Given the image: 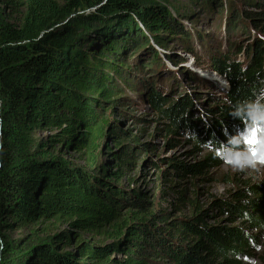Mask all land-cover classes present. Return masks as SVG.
<instances>
[{
  "label": "trees",
  "instance_id": "obj_1",
  "mask_svg": "<svg viewBox=\"0 0 264 264\" xmlns=\"http://www.w3.org/2000/svg\"><path fill=\"white\" fill-rule=\"evenodd\" d=\"M102 1L0 0V264H264V207L252 199L261 189L248 184L232 201L218 200L211 207L232 221L248 222L245 235L239 228L210 226L209 211L171 221L164 211L149 209L146 196L109 179L122 180V171L134 165L127 161L131 148H148L136 137L109 148L118 135L103 109L112 103L114 113L115 83L129 84L124 74H131L127 64L111 59L152 44L165 48L169 40L188 41L183 13L198 4L221 5V0H189V9L176 0H106L96 11L83 13ZM263 17H250L255 28ZM186 50L197 57L192 48ZM244 67L247 71L241 72ZM212 70L230 88L226 104L218 106L221 118L209 117L208 124L193 118L194 106L186 97L177 103L155 87L145 97L170 122L171 133L191 129L200 142L214 141V147L245 127L229 111L252 98L257 73L264 76V40L238 46L235 58H213ZM83 151L88 167L66 160L69 153ZM101 158H113L114 166L107 160L99 164ZM170 165L183 180L220 163L212 155L193 166ZM178 187L170 189L177 192ZM186 191L178 192L179 201L187 200ZM58 216L70 218L69 229L44 239L34 230L20 240L10 236Z\"/></svg>",
  "mask_w": 264,
  "mask_h": 264
},
{
  "label": "rangeland",
  "instance_id": "obj_2",
  "mask_svg": "<svg viewBox=\"0 0 264 264\" xmlns=\"http://www.w3.org/2000/svg\"><path fill=\"white\" fill-rule=\"evenodd\" d=\"M176 1L182 8L189 9L191 5L189 0ZM252 2L257 6H249L244 0H221V5L214 2L208 5L198 4V7H192V13L191 10L187 12L182 10L185 12H182L184 17L181 23L189 32L188 41L169 40L165 48L152 44L150 48H142L135 52L133 49L128 55L123 54L124 59H111L112 63L118 65L121 62L127 64L131 74L130 76L124 74V80L129 82L127 85L119 80L117 83L114 82L116 86L114 92L119 95L114 113L110 110L112 103L105 105L103 109L102 114L106 119L116 124L115 130L118 135L116 139L109 140V148L116 150L117 142L130 144L131 140L127 139L129 137H136L139 145H147L148 148L145 150L140 147L131 148L132 153L127 161L134 165L122 171L125 174L122 180L118 181L115 176L109 179L121 189L135 190L146 196L143 202L148 204V208L164 211L170 216L171 221L192 218L196 212L209 211L212 215L209 217L210 226L235 227L249 234L248 222L232 221L230 216L220 215L219 210L211 208L218 200L232 201L233 194L244 191L248 184L257 187L258 190L261 189V194L253 196L252 199L258 200L264 207V170L238 172L217 158L220 163L217 168L210 166L204 169L202 176H189L180 180L170 163L185 166L202 163L213 155L210 150L213 146L209 143L208 148L201 147L209 141L200 142L198 134L197 139L193 141L184 138L185 131H178V135L171 133L170 122L161 118V114L153 109L145 97L147 92L155 87L172 96L173 101L177 103L183 97L189 99L194 106L192 116L195 120H203L205 123L204 119L212 116L214 119L221 118L218 106L226 104L229 87L224 86L223 82L226 80L212 70V61L215 57L235 58L238 46L252 44L257 38L264 40L262 33L264 21L258 24L259 28H255L252 23L257 19V15H264V0ZM192 17L195 18V23H191ZM148 39L151 42V38ZM188 47L195 51L196 59L187 53ZM153 50L159 55L157 60L153 57ZM237 58L244 60V57ZM201 72L204 75H201ZM213 72L216 79H212L215 75ZM231 134L234 136L237 132L232 131ZM120 138L124 141H120ZM228 138H225L224 143ZM172 140L174 141L171 143ZM220 142H223L221 138L218 142V152L222 148ZM97 154L99 155V152ZM66 160L81 168L89 165V155L86 151L71 152L66 156ZM106 160L112 162L111 167L114 166V162L111 161L113 158L103 160L101 158L99 164ZM118 170L112 169L113 174ZM162 173L167 175L166 179L162 178ZM177 186H180L177 192L170 189ZM183 190H187L183 193L187 200L179 201L178 192ZM69 222L70 218L58 216L51 222H42L33 228L15 231L10 236L20 240L28 237L34 230L38 232L39 238L44 239L62 229H69ZM252 233L255 234L256 230L254 229ZM261 237V248L264 250V234ZM85 238L93 240L91 236ZM256 255L259 257L261 252L258 250ZM255 262L259 264L258 260Z\"/></svg>",
  "mask_w": 264,
  "mask_h": 264
},
{
  "label": "clouds",
  "instance_id": "obj_3",
  "mask_svg": "<svg viewBox=\"0 0 264 264\" xmlns=\"http://www.w3.org/2000/svg\"><path fill=\"white\" fill-rule=\"evenodd\" d=\"M246 71V67L241 69V72ZM200 74L204 75L202 72ZM257 78L258 85L252 90V98L232 105L229 111L230 115L244 122V129L234 136H229L226 143L220 142L222 148L219 152L217 151L218 145L210 149L213 152V158L221 159L224 164L238 172L264 170V76L257 73ZM223 85L230 88L227 81H224ZM204 121L206 124L209 123L208 119ZM225 134H227V129H225ZM184 138L195 141L197 135L188 129L184 132ZM209 143L214 144L215 142L210 140L201 147L208 148ZM243 203L247 204L248 201L245 200ZM2 247L3 242L0 241V248ZM252 264H256L255 260H252Z\"/></svg>",
  "mask_w": 264,
  "mask_h": 264
},
{
  "label": "water",
  "instance_id": "obj_4",
  "mask_svg": "<svg viewBox=\"0 0 264 264\" xmlns=\"http://www.w3.org/2000/svg\"><path fill=\"white\" fill-rule=\"evenodd\" d=\"M105 3H106V0H103L99 5L96 4L92 8L84 10L83 13H89L92 11H96L98 8H101L103 5H105ZM1 130H2V128H1V120H0V134H1ZM0 147H1V141H0Z\"/></svg>",
  "mask_w": 264,
  "mask_h": 264
},
{
  "label": "bare ground",
  "instance_id": "obj_5",
  "mask_svg": "<svg viewBox=\"0 0 264 264\" xmlns=\"http://www.w3.org/2000/svg\"><path fill=\"white\" fill-rule=\"evenodd\" d=\"M213 73H214V72H213ZM213 73H212V74H213ZM214 74H215V73H214ZM216 78H217V77H216V74L212 76V79H216ZM221 78H222V77H221ZM221 78H220V79H221ZM219 82H220V81H219Z\"/></svg>",
  "mask_w": 264,
  "mask_h": 264
}]
</instances>
